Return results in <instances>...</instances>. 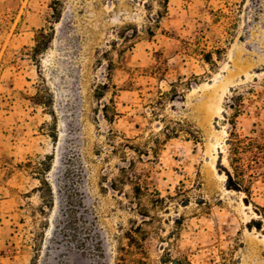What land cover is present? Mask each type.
<instances>
[{
  "label": "rangeland",
  "instance_id": "rangeland-1",
  "mask_svg": "<svg viewBox=\"0 0 264 264\" xmlns=\"http://www.w3.org/2000/svg\"><path fill=\"white\" fill-rule=\"evenodd\" d=\"M158 1L0 0V264H116L138 224L147 264H264V168L248 194L228 161L235 94L264 135V0ZM122 143L162 206L112 188Z\"/></svg>",
  "mask_w": 264,
  "mask_h": 264
},
{
  "label": "trees",
  "instance_id": "trees-1",
  "mask_svg": "<svg viewBox=\"0 0 264 264\" xmlns=\"http://www.w3.org/2000/svg\"><path fill=\"white\" fill-rule=\"evenodd\" d=\"M158 3L162 7V10L158 12V17L154 20V22L157 23L159 21L158 19L163 15V12L168 10L169 0H159ZM40 34L46 38L49 37L44 31ZM41 47L42 45L38 44L35 50L39 51ZM206 59H208L209 63L215 64V61L211 57L207 58L206 56ZM106 87H108V85L105 83L100 86L99 90H97L96 97L100 100L104 97L103 89ZM242 99L243 96L241 94H235L229 104V107L233 109L234 112L230 121L231 130L229 135L228 161L237 183L240 184L245 192L249 194L251 188H249L248 185L259 176L262 168H264V135H243L237 130V117L243 112ZM102 111L103 117L107 121H114L115 118L120 115L114 100L104 103ZM176 124L181 125V122H176ZM178 130V127L167 126L164 133L167 138H173L177 136ZM189 133L192 135L191 132ZM195 139H197V137ZM161 143L162 140L158 137L153 140L154 146H151L150 149L153 151L154 158H157V150ZM120 146L133 151L138 157L128 158L127 156H123L125 164L119 166V176L113 181L112 188L116 190L119 189V186L129 183L133 189L134 200H137V203L141 208L140 211H143L141 201L144 197H149L153 205L162 206L166 202V199L161 197L159 192L155 188H151L147 183V164L154 161L150 156L149 150H141L137 146H132L126 143H122ZM116 150H118V147L113 145L112 151L116 152ZM41 183L43 186L41 188L43 198L47 199L49 196L52 197L53 190L49 182L46 179H42ZM177 193L182 195L184 192L178 190ZM169 197L172 198V196ZM68 208L70 209L68 216H71L73 210H71L70 207ZM70 222L71 221H69V223ZM124 238L127 239V242L121 243L117 247L116 264H147L149 258L147 251L149 236L143 227L140 224L131 227L124 233Z\"/></svg>",
  "mask_w": 264,
  "mask_h": 264
}]
</instances>
